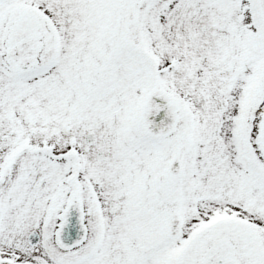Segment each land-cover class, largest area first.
Segmentation results:
<instances>
[{
    "label": "snow or ice",
    "instance_id": "1",
    "mask_svg": "<svg viewBox=\"0 0 264 264\" xmlns=\"http://www.w3.org/2000/svg\"><path fill=\"white\" fill-rule=\"evenodd\" d=\"M0 264H264V0H0Z\"/></svg>",
    "mask_w": 264,
    "mask_h": 264
}]
</instances>
